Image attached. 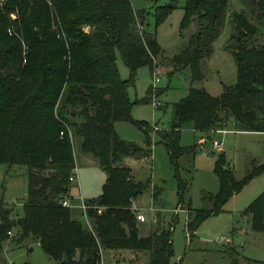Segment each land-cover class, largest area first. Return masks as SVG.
I'll list each match as a JSON object with an SVG mask.
<instances>
[{
	"label": "trees",
	"instance_id": "1",
	"mask_svg": "<svg viewBox=\"0 0 264 264\" xmlns=\"http://www.w3.org/2000/svg\"><path fill=\"white\" fill-rule=\"evenodd\" d=\"M177 2L155 5V26ZM243 2L247 12L230 13L233 30L224 44L235 60L236 81L218 95L193 83L204 77L201 61L213 52L228 0L185 1L180 29L192 24L194 29L172 57L164 55L156 30L149 28V11L134 9L130 0H6L0 6V165L24 166L26 176L20 217L15 218L13 208L0 200V252L6 241L15 239L18 245L37 242L56 264H99L101 249L147 251L148 260L139 264H169L173 218L166 220L157 212L155 225L142 236L132 208L147 184L133 179L124 160L151 155L153 128L132 118L127 88L134 86L139 67L152 69L167 58L171 71H190L187 95L173 103L169 128L158 132L182 202L186 184L179 158L194 154L195 149L181 145V128L209 133L229 125L231 130L264 132V41L258 40L264 0ZM117 53L128 69L126 79L119 75ZM151 92L150 88L141 101H149ZM118 121L136 124L143 141L118 135L114 126ZM76 137H80V149L92 154L105 173L101 193L85 200L91 229L79 210L61 203L72 197L69 176L76 167ZM262 170L264 163L237 180L224 152H218L214 171L219 190L210 197L209 208L188 209V236ZM156 195L154 191L151 196ZM244 214L251 230L264 232V189ZM223 246L220 254L230 264H240L234 247ZM246 264L264 261L248 259Z\"/></svg>",
	"mask_w": 264,
	"mask_h": 264
},
{
	"label": "rangeland",
	"instance_id": "2",
	"mask_svg": "<svg viewBox=\"0 0 264 264\" xmlns=\"http://www.w3.org/2000/svg\"><path fill=\"white\" fill-rule=\"evenodd\" d=\"M169 1L130 0V3L134 9L149 11L147 17L149 28L156 30V38L164 55L172 57L187 42L194 25L192 24L186 30L180 29L183 5L186 0H178L175 8L164 21L155 26L153 15L155 5H162ZM234 10L247 12V6L243 0H228L224 24L213 42V52L209 58H204L201 61L204 77L193 83L195 87H203L213 95L220 94L224 86L233 85L236 81L234 57L224 48V44L233 30L230 13ZM258 40L259 42L264 41V25L258 26ZM169 59H165L164 63H159V61L155 63L154 66L160 70L157 75L159 80L156 83H153L154 67L150 69L145 65L137 69L134 86L127 88L128 96L133 102L132 118L135 121H142L152 128L154 122L158 126L157 130H152L151 135L152 160L146 161V159L136 156L126 157L124 160L132 170L133 179L147 184L146 188L133 200L134 206L142 208L139 209V212H143L147 219L138 223L139 235L149 234L155 225L153 220L156 218L158 210L162 209L158 213H161L166 220H170L174 216L171 233L173 254L169 264H230L229 258L220 254L223 245L228 244H231L237 251L240 264L248 263V259L264 261V232L251 230L249 219L244 214L245 207L264 189V170L251 177L237 193L222 205L220 211L202 219L192 237H189L185 231L188 209L192 212V210L209 208L211 206L210 197L219 190V181L214 171V162L218 152H224L225 159L232 167L235 178L241 180L254 168L264 163V132H234L228 130L230 129L229 125L224 132L212 131L209 133L195 132L190 127L181 128V145L193 147L195 153L179 158L180 175L186 184L183 201L180 202L176 174L167 149L159 139L158 132L169 128L172 120V105L187 95L191 79L188 68L171 71L173 68L167 63ZM116 65L121 79H126L129 74L128 69L119 53H117ZM153 84L156 87V93L158 90H162L156 96V100L161 103V106L157 108L153 107L151 103V95L149 101H141L147 96L148 90ZM121 125H124L119 128L122 135H118L122 138L138 143L143 141V133L136 124L122 122ZM201 138H203L202 141H200ZM214 140L221 143V149L212 146ZM74 154L75 158L77 155L80 156V160L82 155H86L97 162L92 154L85 153L80 149V137H76L74 140ZM79 162L83 163V161ZM87 164L85 163L82 168L80 166V180L70 183L72 197L70 200L68 199V202L75 211H78V207L82 204L79 187L85 191L84 195L89 198L98 195L102 188L103 172L96 170L98 174L93 175L92 167ZM154 191L157 192V195L155 199L152 197V202L151 195ZM25 196L24 166L7 168L6 165H0V200L13 208L15 218L22 215ZM178 204L180 206H177ZM9 235L14 236V232L12 231ZM13 241L8 240L5 243V246L8 245V249L4 253L7 264H56L35 242L30 244L29 248L32 247L30 250L26 244L18 245ZM101 252L102 257L106 260L104 264L105 262L109 264H139L147 257L145 252H133V255L127 249L116 252L102 250ZM106 258L110 261L108 262Z\"/></svg>",
	"mask_w": 264,
	"mask_h": 264
},
{
	"label": "built area",
	"instance_id": "3",
	"mask_svg": "<svg viewBox=\"0 0 264 264\" xmlns=\"http://www.w3.org/2000/svg\"><path fill=\"white\" fill-rule=\"evenodd\" d=\"M5 2H6V0H0V6H3L5 4ZM11 17L14 18L15 15L11 14ZM8 32H9V34H11L12 33L11 29H9ZM153 70L155 71L154 72L153 83H156L159 80L157 75L160 73V70L157 67H155V66H154ZM155 89H156V87L153 84L151 86V91H152L151 92V96H152L151 103H152L153 107L157 108V107L161 106V103L158 100H156V96L157 95H156ZM157 129H158V127L156 125H153V130L155 131ZM218 131H220V130H218ZM212 146L214 148H218L220 146V142L214 140V141H212ZM150 158H151V155L148 158H144V159L150 160ZM75 180H78L77 168L76 167L73 168L72 173L69 176V181L70 182L75 181ZM151 199H152V196H151ZM81 200H82V204H81V206L78 207L79 211L81 213V218L83 219L85 224L88 226V228L91 229V226H90V223H89V219H88V216H87V212H86L87 205H86V203H85V201L83 199H81ZM152 202H153V199H152ZM61 203L64 206H70V204H69L67 199L62 200ZM132 208H133V210L135 212V216H136L137 222H144V221L147 220L146 217H145V214L143 212H139V209H142V208L136 207L134 205H132ZM149 209H152V207H149ZM154 222L156 223V219L154 220ZM8 234H11V232L9 231ZM99 264H104L102 262V259H101Z\"/></svg>",
	"mask_w": 264,
	"mask_h": 264
},
{
	"label": "crops",
	"instance_id": "4",
	"mask_svg": "<svg viewBox=\"0 0 264 264\" xmlns=\"http://www.w3.org/2000/svg\"><path fill=\"white\" fill-rule=\"evenodd\" d=\"M122 122H124V121H118V122H116L115 123V130H116V132L118 133V134H120V135H122V132H120V130H119V128H121V126L123 127L124 125H121L122 124ZM154 125H156L157 126V124H156V122H154ZM158 127V126H157ZM126 128V127H125ZM191 128V127H190ZM192 130H194L193 128H191ZM228 130H231V129H228ZM195 132H197V130H194ZM216 131H218V130H216ZM221 132H224V131H226L225 129H223V130H220ZM219 131V132H220ZM231 131H234V132H237V131H241V130H231ZM200 132H203V131H200ZM203 140V138H201V140L200 141H202ZM221 147V143H220V146L218 147V148H220ZM221 149V148H220ZM80 156H76V158H75V160H76V168H77V175H78V180L77 181H79L80 180V169L82 168V166L85 164V163H88L87 165H90L91 167H92V171H93V175H97L98 173H97V171L96 170H101L100 169V167H98V164H97V162L95 161V160H93V159H91V157H87L86 155H82V159L80 160V158H79ZM151 157H152V153H151ZM78 158H79V160H78ZM152 160V158H150V161ZM79 161H83V163H80ZM146 161H148V160H146ZM79 165V166H78ZM80 166H81V168H80ZM152 166V165H151ZM102 171V170H101ZM103 172V180H102V184H103V182H104V180H105V173H104V171H102ZM102 187V186H101ZM101 193V190H100V192L98 193V195ZM79 194H80V197H81V199H83L84 201L86 200V199H89V197L88 196H85L84 194H85V191L84 190H82V188L81 187H79ZM84 195V196H83ZM87 195H89V194H87ZM95 196H97V195H95ZM95 196H91V198H93V197H95ZM132 205H134V204H132ZM177 206H179V205H177ZM162 211V209H159L158 210V212H161ZM161 214V213H160ZM162 215V214H161ZM171 218H173V220H174V216L173 217H171ZM156 218H154V220H155ZM154 220H153V222H154ZM138 223H141V222H138ZM139 227V226H138ZM33 241H30V242H28L27 244H26V247H28L29 248V246H30V244L32 243ZM36 244H37V242H35ZM7 249H8V245L7 246H5V244H4V247H3V252H1L0 253V263L2 264L3 262H4V264H7L6 263V261H5V257H4V253L7 251ZM30 250H32V247L31 248H29ZM102 250H108V249H101V251ZM122 250H126V249H122ZM111 252H116V251H118V250H110ZM131 254H133V252H135V253H141V252H145V254L147 255V257H146V259L144 260V261H140V263H144V262H146L147 260H148V257H149V254H148V252L147 251H131V250H128ZM134 255V254H133ZM101 257H102V252H101ZM107 259V258H106ZM104 261H106L103 257H102V262L104 263ZM107 261L109 262L110 260L109 259H107ZM105 264H109V263H107V262H105Z\"/></svg>",
	"mask_w": 264,
	"mask_h": 264
}]
</instances>
